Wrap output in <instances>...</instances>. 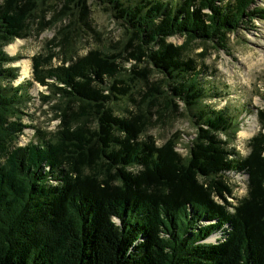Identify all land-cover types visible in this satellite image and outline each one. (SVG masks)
Returning <instances> with one entry per match:
<instances>
[{
    "label": "trees",
    "instance_id": "16d2710c",
    "mask_svg": "<svg viewBox=\"0 0 264 264\" xmlns=\"http://www.w3.org/2000/svg\"><path fill=\"white\" fill-rule=\"evenodd\" d=\"M50 1L88 26L89 0H0V264H264V109L242 155L240 112L207 102L219 93L204 74L215 71L187 52L195 41L227 49L264 9L92 0L122 25L121 39L81 53L69 22L61 52L32 56L31 78L13 85L17 57L5 46ZM175 35L184 42L168 40ZM33 82L47 91L39 98L54 112L52 130L22 121ZM176 114L194 128L185 154L179 132L162 142L149 132ZM27 127L34 138L17 145Z\"/></svg>",
    "mask_w": 264,
    "mask_h": 264
},
{
    "label": "rangeland",
    "instance_id": "374dc122",
    "mask_svg": "<svg viewBox=\"0 0 264 264\" xmlns=\"http://www.w3.org/2000/svg\"><path fill=\"white\" fill-rule=\"evenodd\" d=\"M87 4L90 9L88 26L84 25L76 14L69 21V18L59 11L60 5L55 6V2L50 1L41 6V10L29 23L27 36L16 38L5 46V51L10 56L17 57L11 64L18 68L19 75L13 81V85L31 78L32 56L37 54L45 56L51 51L61 52L60 41L64 35L59 33L61 30L59 27L66 26L69 22L70 26L66 27L68 36H72L77 41L81 39L78 44L81 53L91 45L121 39L122 25L94 1L89 0ZM255 5L264 9V0H256ZM244 27L229 35L227 49H213L209 43L198 41L187 46L190 56L209 65L213 70L211 73L215 71L214 75L204 74V82L217 85L216 90L219 93L218 96L207 99V102L216 108L227 105L232 110L240 112V129L234 143L242 155L248 152V138L260 127L257 109H264V19H255ZM168 40L176 44L184 42V38L178 35L171 36ZM8 48L14 50L10 51ZM57 53L52 59L53 65L60 64L61 54ZM151 75L150 79L153 80L160 77L155 72ZM42 91L47 93L44 87L35 82L30 86L29 92L33 98L23 109L25 114L22 116V121L40 129L52 130L56 125V120L52 119L54 112L50 104L40 101L39 93ZM155 121H152L149 132L157 141L162 142L172 133L179 132L181 141L178 150L185 154L187 152L185 145L190 143L194 132L191 121L179 114L169 118L168 122ZM33 138L34 129L27 127L19 135L17 145H24ZM241 178L236 180L234 194L237 196L245 193Z\"/></svg>",
    "mask_w": 264,
    "mask_h": 264
},
{
    "label": "bare ground",
    "instance_id": "6f19581e",
    "mask_svg": "<svg viewBox=\"0 0 264 264\" xmlns=\"http://www.w3.org/2000/svg\"><path fill=\"white\" fill-rule=\"evenodd\" d=\"M10 51H13L14 49H12V48H8Z\"/></svg>",
    "mask_w": 264,
    "mask_h": 264
}]
</instances>
